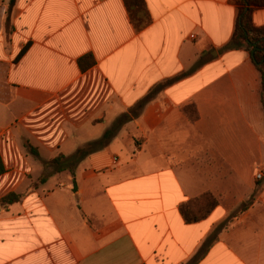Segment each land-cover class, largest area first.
Segmentation results:
<instances>
[{
	"label": "crops",
	"instance_id": "0c3cea01",
	"mask_svg": "<svg viewBox=\"0 0 264 264\" xmlns=\"http://www.w3.org/2000/svg\"><path fill=\"white\" fill-rule=\"evenodd\" d=\"M145 1L138 30L124 0H15L8 28L0 0V264H190L207 242L197 264H264L263 80L230 46L241 5ZM125 116L74 176L45 166Z\"/></svg>",
	"mask_w": 264,
	"mask_h": 264
},
{
	"label": "trees",
	"instance_id": "16d2710c",
	"mask_svg": "<svg viewBox=\"0 0 264 264\" xmlns=\"http://www.w3.org/2000/svg\"><path fill=\"white\" fill-rule=\"evenodd\" d=\"M125 4L129 10L130 16L133 23L135 24L138 30H143L152 23V17L147 8L145 0H124ZM15 0H11L9 5V11L7 15V28L10 26V11L14 5ZM241 5L240 15L236 27L235 34L230 43V46L233 48H244L246 49L251 58L262 74L263 80V103H264V27H257L253 23V13L257 8H264V0H238ZM86 59H89L90 62L85 64ZM95 60L92 55H88L82 60H80V66L83 70L93 66ZM184 74L175 77L174 79L168 81V83L178 80ZM152 94H148L143 98L132 110L133 114L138 115L139 111L143 109L145 104L150 100ZM125 117H121L113 125V127L105 132L102 138L97 141L88 143L87 145L80 147L70 156H65L60 154L59 156L46 161L44 164L46 167H52L54 172H63L69 171L74 176L76 166L90 153L100 150L105 147L115 132L120 128L124 123ZM27 148L30 153L36 157H39V151L29 142L26 143ZM6 168L3 163L2 157L0 155V175L5 173ZM49 177V174L44 175L40 180L42 182L46 181ZM75 182V181H74ZM21 195L17 193H10L5 196L1 201L5 204H12L21 199ZM199 201V200H198ZM197 202V201H196ZM196 202H191L182 207L183 215L188 222H193L198 220L197 216H192L190 208ZM224 226V225H223ZM208 250V242L203 245L200 251L194 256L190 264H197L206 254Z\"/></svg>",
	"mask_w": 264,
	"mask_h": 264
},
{
	"label": "built area",
	"instance_id": "2783aa9c",
	"mask_svg": "<svg viewBox=\"0 0 264 264\" xmlns=\"http://www.w3.org/2000/svg\"><path fill=\"white\" fill-rule=\"evenodd\" d=\"M262 177V173L258 174V178H261Z\"/></svg>",
	"mask_w": 264,
	"mask_h": 264
},
{
	"label": "rangeland",
	"instance_id": "374dc122",
	"mask_svg": "<svg viewBox=\"0 0 264 264\" xmlns=\"http://www.w3.org/2000/svg\"><path fill=\"white\" fill-rule=\"evenodd\" d=\"M4 203V202H3Z\"/></svg>",
	"mask_w": 264,
	"mask_h": 264
}]
</instances>
